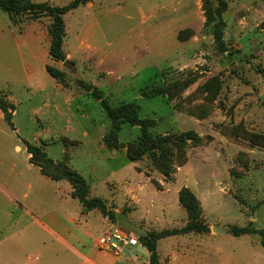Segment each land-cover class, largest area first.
<instances>
[{
  "label": "rangeland",
  "instance_id": "obj_1",
  "mask_svg": "<svg viewBox=\"0 0 264 264\" xmlns=\"http://www.w3.org/2000/svg\"><path fill=\"white\" fill-rule=\"evenodd\" d=\"M82 1L62 16V61L48 51L51 16L0 8V97L15 108L10 122L0 110V264H76L33 221L72 187L31 164L27 143L77 171L89 196L143 231L184 226L178 194L188 188L209 231L159 239V264H264L258 233L229 232L249 223L264 230V0H223L218 38L205 26V0ZM95 92L111 107L129 106L132 118L112 120ZM110 133L117 148L104 143ZM159 137L169 138L168 172L151 156L162 151ZM129 146L140 160H128ZM129 232L137 245L115 255L125 248L148 264Z\"/></svg>",
  "mask_w": 264,
  "mask_h": 264
},
{
  "label": "trees",
  "instance_id": "obj_2",
  "mask_svg": "<svg viewBox=\"0 0 264 264\" xmlns=\"http://www.w3.org/2000/svg\"><path fill=\"white\" fill-rule=\"evenodd\" d=\"M82 0H72L63 6H51L46 2H32L30 0H0V8L11 14H22L29 13L32 16H38L39 14L45 12L51 16L52 21L49 27L50 34V45H49V55L55 60H64V53L62 50L63 38L65 36V25L63 20V15L76 8ZM217 4L214 6L209 0H205V16L206 22L205 26H211L214 31L215 38L219 37V32L223 24L221 14L226 8V3L223 0H216ZM15 21V19H13ZM47 72L59 81H62L61 73L55 69L46 67ZM87 89H90V85L86 84ZM94 91V90H93ZM95 97L100 99L103 108L105 109L107 115L112 120H118L121 118L131 119L133 116V111H129V106L120 105L117 107H111L107 102L102 99L98 93L95 92ZM8 108L14 110L12 104L6 103V101L0 97V110L3 111L4 117L9 121ZM10 122V121H9ZM115 133H110L104 136V143L108 148H117L118 141ZM159 142L155 145L161 148L159 154L153 153L154 164L162 172H168V155L166 154L167 144H170L169 138L159 137ZM176 141L183 142L184 136L179 135ZM26 150L30 154L29 161L38 166L41 173L52 180H66L72 187L70 196L76 198L80 205L82 206V211L87 212L92 209H97L103 216H109L113 221H115V213H109L106 208V204L101 197L89 196L90 190L88 189L83 177L75 170L71 169L65 162H54L49 158L43 150L34 144L27 143ZM143 152L132 148L129 146L127 148L126 154L130 161H138L141 159ZM178 198L182 206L187 210L190 220L180 228L162 229L160 231H145V234L138 235L139 245L143 246L148 252V264H159V256L156 251V242L166 236L185 234L188 232H207L209 227L197 220L199 216V211H197V200L195 196L184 187L179 191ZM229 232L235 236H240L243 234L258 233L260 235V243L264 246V230L258 229L252 226L251 223L246 226L240 227L236 225H231L229 227Z\"/></svg>",
  "mask_w": 264,
  "mask_h": 264
},
{
  "label": "crops",
  "instance_id": "obj_3",
  "mask_svg": "<svg viewBox=\"0 0 264 264\" xmlns=\"http://www.w3.org/2000/svg\"><path fill=\"white\" fill-rule=\"evenodd\" d=\"M15 148L20 150L21 147L16 145ZM24 149L29 161L30 154L27 152L26 146ZM46 178L50 179L47 176ZM59 181L55 180L54 182ZM70 191L71 188L67 193L60 195L57 205L50 211H44L41 215L33 217V221L38 224V228L43 232L45 231L53 242L60 244L65 252L71 253L76 264H138L137 261H131V258L122 254L123 251H127L125 248L121 251V255H115L112 251L98 246V238L113 223L97 209L83 212L79 204L75 205L74 208L66 207L67 196L72 200L75 199L70 196ZM13 197L15 196L10 197V199L14 200ZM97 234L99 235L98 238L95 237ZM90 237H94L93 240ZM85 239H91V241ZM36 255L40 256V252Z\"/></svg>",
  "mask_w": 264,
  "mask_h": 264
},
{
  "label": "built area",
  "instance_id": "obj_4",
  "mask_svg": "<svg viewBox=\"0 0 264 264\" xmlns=\"http://www.w3.org/2000/svg\"><path fill=\"white\" fill-rule=\"evenodd\" d=\"M97 243L102 249L118 253L125 246H136L137 235H131L128 229L115 223L98 238Z\"/></svg>",
  "mask_w": 264,
  "mask_h": 264
},
{
  "label": "water",
  "instance_id": "obj_5",
  "mask_svg": "<svg viewBox=\"0 0 264 264\" xmlns=\"http://www.w3.org/2000/svg\"><path fill=\"white\" fill-rule=\"evenodd\" d=\"M64 64L67 66H71L67 61H64ZM115 220L117 225L122 226L128 229L129 231H133L139 235L145 234V231H143L140 227L132 223L123 213H115Z\"/></svg>",
  "mask_w": 264,
  "mask_h": 264
}]
</instances>
